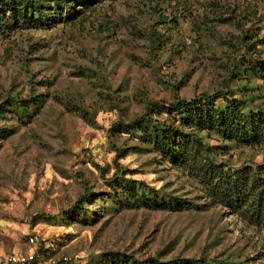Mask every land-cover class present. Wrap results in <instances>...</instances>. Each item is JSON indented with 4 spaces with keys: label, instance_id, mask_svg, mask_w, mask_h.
<instances>
[{
    "label": "rangeland",
    "instance_id": "rangeland-1",
    "mask_svg": "<svg viewBox=\"0 0 264 264\" xmlns=\"http://www.w3.org/2000/svg\"><path fill=\"white\" fill-rule=\"evenodd\" d=\"M13 1L0 0V255L264 264V226L152 142L170 126L200 136L218 166L264 165V143L162 110L219 91L264 109V0H38L44 15L24 18Z\"/></svg>",
    "mask_w": 264,
    "mask_h": 264
},
{
    "label": "trees",
    "instance_id": "trees-1",
    "mask_svg": "<svg viewBox=\"0 0 264 264\" xmlns=\"http://www.w3.org/2000/svg\"><path fill=\"white\" fill-rule=\"evenodd\" d=\"M24 1V5H21V0H19V5H14L12 2L8 5L7 8L11 11L13 18H24L30 7L39 11L40 16L44 15L38 0ZM7 24L8 21L0 17V30L4 29ZM222 95L223 102L217 103L216 99ZM13 100L15 106L22 105L18 103V99ZM163 106L162 110L169 114L176 113L180 118L185 119L186 123L193 124L196 128L211 129L224 137H235L237 140L245 142L264 143V109L244 111L245 101L232 99L224 91L199 94L190 99L177 98ZM145 114L143 113L128 123H122L121 126L123 125L124 130L134 128L139 125V121ZM117 124H120V121ZM152 142L160 147L162 152L189 168L198 179L205 183L209 195L234 207L250 221L264 226V176L261 175L264 165L258 164L257 168L247 165L237 170L218 166L212 160L209 146L202 142L200 136L193 132L177 130L173 132L170 126L156 129L152 134ZM125 185H122L124 190ZM139 195L141 197L142 194ZM130 196L129 193L128 198ZM144 198H147L149 201L147 202L151 205L173 206L174 208L180 205L148 195H145ZM35 251L37 258L45 264L41 255L44 254L43 250L38 247ZM165 264H197V261L174 258L165 261ZM224 264L241 263L226 262Z\"/></svg>",
    "mask_w": 264,
    "mask_h": 264
},
{
    "label": "built area",
    "instance_id": "built-area-1",
    "mask_svg": "<svg viewBox=\"0 0 264 264\" xmlns=\"http://www.w3.org/2000/svg\"><path fill=\"white\" fill-rule=\"evenodd\" d=\"M36 236L30 235L29 240L33 242ZM0 264H43L36 256L35 251L10 252L0 255Z\"/></svg>",
    "mask_w": 264,
    "mask_h": 264
}]
</instances>
